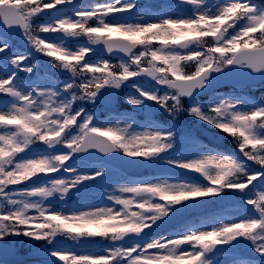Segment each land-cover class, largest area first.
Wrapping results in <instances>:
<instances>
[{
    "label": "snow or ice",
    "instance_id": "6c2138e0",
    "mask_svg": "<svg viewBox=\"0 0 264 264\" xmlns=\"http://www.w3.org/2000/svg\"><path fill=\"white\" fill-rule=\"evenodd\" d=\"M147 7L137 0H0V242H45L33 246L37 264H220L218 256L264 264V93L257 100L243 91L257 81L264 87V0H179L167 6L175 14ZM17 30L29 52L13 50ZM97 46L119 54L117 63L93 60ZM32 52L47 58L56 78L19 75L39 67ZM221 84L232 91H217ZM123 89L131 91L121 99ZM84 103L111 107L116 122ZM182 113L216 140L226 135L236 151L197 144L184 157L185 140L197 142L157 115L170 123ZM114 159L200 179L175 173L130 181L107 196L110 204L68 208L74 192L107 177ZM83 160L98 162L80 168ZM209 206L223 211L156 234ZM99 240L105 246L89 250ZM66 241L75 250L57 247Z\"/></svg>",
    "mask_w": 264,
    "mask_h": 264
},
{
    "label": "rangeland",
    "instance_id": "374dc122",
    "mask_svg": "<svg viewBox=\"0 0 264 264\" xmlns=\"http://www.w3.org/2000/svg\"><path fill=\"white\" fill-rule=\"evenodd\" d=\"M212 2H214V0H212ZM149 3L153 7L164 6L166 8V10L175 14V9L174 8H168L167 6L179 4V0H151ZM179 7L181 9H184L186 12L190 9V6L185 5V4H180ZM2 74H3L2 70H0V75H2ZM66 78H68V77H65L64 79H66ZM36 80L38 82H41L39 79H36ZM123 95L124 94L121 95V99L123 98ZM0 99H2V98H0ZM207 100L208 99H203V103H207ZM103 106H105V105H103ZM108 108H111V107H108ZM95 114L98 117L97 113H95ZM113 115H114V112L112 110H106L104 112V115H103L101 120H110L111 123L114 124L116 121L114 119H112ZM121 126H123V125H121ZM217 144H218V141L212 135L209 134L208 138H205L204 143H201L199 145H206L208 147H215V145H217ZM196 147H197V143H193L192 140H185L184 144L180 148V152L184 157H190V156H193L195 154ZM69 163H71V162L69 161ZM144 165L146 167V170L151 171V173L156 172L158 170H162L163 174H165L166 171L171 170V171H175L176 173H182V176L179 177V179H184L185 177L190 178V176H194L196 179H200L194 173L184 172L183 170H180V169H169L168 166L163 165V164H154V165L144 164ZM151 178H154V177H151ZM158 178H169V177L163 175V176H160ZM127 182H130V181L128 179H122L121 174L108 170V175L103 181L96 182L95 184H93V186L89 187L87 190H85L83 192H80V193L74 192L71 199L68 200V202H67V207L68 208H87L89 206H93L90 204L91 201H104L103 204H97L98 206L110 204V202L107 200V196L108 195H119V192H117L116 189L118 188V186L120 184L127 183ZM201 182H204V181L201 180ZM58 201H59V199L57 197V202ZM62 203L63 202L59 201L58 205L59 204L61 205ZM54 207L58 208L60 206L54 205ZM219 207H221V206H219ZM188 215H189V213H186L181 217H177L176 219L182 220L180 223H183L185 221H193V220H198L200 218V216H196V217H194L195 219H192ZM161 232L164 233L165 235H167L169 233V231L166 232L163 230V228H161V229L157 230L156 234H159ZM57 247L67 248V245H65V243H63L61 245H57ZM91 249H92L91 251L96 252L95 250H93V248H91ZM21 259H22V257L19 260H21ZM216 259L220 262V264H227L226 256H218V257H216ZM23 262H24V264H34L31 262H27V261H23Z\"/></svg>",
    "mask_w": 264,
    "mask_h": 264
},
{
    "label": "water",
    "instance_id": "95a60500",
    "mask_svg": "<svg viewBox=\"0 0 264 264\" xmlns=\"http://www.w3.org/2000/svg\"><path fill=\"white\" fill-rule=\"evenodd\" d=\"M97 157H98V160H103V161H104V160H107L106 157H103V156H100V155H97ZM109 162H111V163H116V164H119V165H122V164H123L121 161L116 160V159L111 160V161H109Z\"/></svg>",
    "mask_w": 264,
    "mask_h": 264
}]
</instances>
